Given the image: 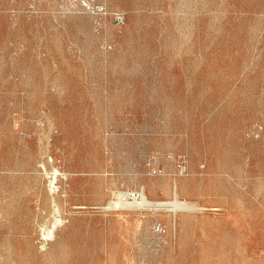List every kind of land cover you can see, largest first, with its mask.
<instances>
[{
    "label": "rangeland",
    "instance_id": "obj_1",
    "mask_svg": "<svg viewBox=\"0 0 264 264\" xmlns=\"http://www.w3.org/2000/svg\"><path fill=\"white\" fill-rule=\"evenodd\" d=\"M92 262L264 264V0H0V264Z\"/></svg>",
    "mask_w": 264,
    "mask_h": 264
},
{
    "label": "bare ground",
    "instance_id": "obj_2",
    "mask_svg": "<svg viewBox=\"0 0 264 264\" xmlns=\"http://www.w3.org/2000/svg\"><path fill=\"white\" fill-rule=\"evenodd\" d=\"M56 180V179H55ZM56 182V181H55ZM55 187V186H54ZM55 188H58V187H55ZM53 189V188H52ZM56 190V189H55ZM57 192V191H56ZM55 196H57V195H55ZM50 202V201H49ZM126 205V204H125ZM133 205V204H132ZM132 205H130V206H132ZM135 206V205H134ZM180 207V206H179ZM119 208V207H118ZM125 208V207H124ZM130 208V207H129ZM123 209V208H122ZM131 210V209H130ZM137 210V209H136ZM140 210V209H139ZM175 210V209H174ZM173 216V215H172ZM171 216V217H172ZM178 217V216H177ZM173 218V217H172ZM189 221V219H187V222ZM190 223V222H189ZM55 230V229H54ZM53 230V231H54ZM55 232V231H54ZM50 234V233H49ZM30 251V250H29ZM89 255V254H88ZM87 257V256H86ZM24 261V260H23ZM90 261V260H89ZM89 263V262H88ZM93 263V262H92ZM94 264V263H93Z\"/></svg>",
    "mask_w": 264,
    "mask_h": 264
}]
</instances>
